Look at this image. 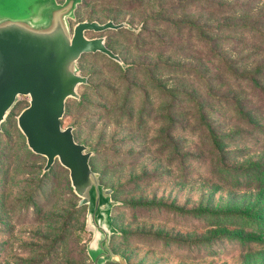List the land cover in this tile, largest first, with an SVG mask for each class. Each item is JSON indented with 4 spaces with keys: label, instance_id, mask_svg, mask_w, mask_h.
Instances as JSON below:
<instances>
[{
    "label": "rangeland",
    "instance_id": "1",
    "mask_svg": "<svg viewBox=\"0 0 264 264\" xmlns=\"http://www.w3.org/2000/svg\"><path fill=\"white\" fill-rule=\"evenodd\" d=\"M54 1L0 0V18H41ZM80 4L70 35L83 20L125 22L85 36L137 64L83 53L87 82L61 119L111 189L112 257L99 264H264V172L252 171L260 187L231 183L264 162L263 91L236 79L264 60V0ZM28 104L19 95L0 125V264H93L97 232L68 169L56 159L43 172L17 125Z\"/></svg>",
    "mask_w": 264,
    "mask_h": 264
},
{
    "label": "water",
    "instance_id": "2",
    "mask_svg": "<svg viewBox=\"0 0 264 264\" xmlns=\"http://www.w3.org/2000/svg\"><path fill=\"white\" fill-rule=\"evenodd\" d=\"M81 2L55 0L44 7L41 18H0V125L17 97L28 95L29 104L17 116V125L29 149L46 158L43 171L56 159L68 169L78 205H87V221L97 232L90 245L96 254L93 264H99L112 257L107 248L108 231L114 229L109 215L114 204L111 189L99 182L98 173L89 164L90 152L74 139L71 126L62 128L61 119L66 99L78 98L77 85L87 82L76 67L83 53L101 52L124 66L103 36L88 38L85 32L129 25L111 19L83 20L75 24L70 35L68 19L74 17Z\"/></svg>",
    "mask_w": 264,
    "mask_h": 264
},
{
    "label": "trees",
    "instance_id": "3",
    "mask_svg": "<svg viewBox=\"0 0 264 264\" xmlns=\"http://www.w3.org/2000/svg\"><path fill=\"white\" fill-rule=\"evenodd\" d=\"M83 1L84 0H82V2H81V4L78 6V8H77V10H79V7L82 5V3H83ZM76 10V11H77ZM109 20V19H108ZM111 20H113V19H111ZM114 22H116L115 20H113ZM105 22V21H104ZM119 22H121V21H119ZM177 23V22H176ZM121 29H127V28H120V29H117V30H121ZM108 30V29H107ZM111 30H113V29H111ZM106 44V43H105ZM106 46H107V44H106ZM108 47V46H107ZM108 48H110V47H108ZM111 49V48H110ZM112 50V49H111ZM113 51V50H112ZM113 52H115V51H113ZM96 53V52H95ZM99 53H101V52H99ZM115 53H117V52H115ZM103 54V53H102ZM119 56H120V58L122 59V61H123V63H124V66H122L121 64H119L118 62H116V61H114L113 59H111V58H109L107 55H105L106 57H108L110 60H112L114 63H116L117 65H119L122 69H126V68H130V67H134V66H136L137 64H134L133 62H126L125 61V59H124V57H122L119 53H117ZM262 69H264V60H261L260 62H258L257 64H255L254 65V68L253 69H251V70H247V71H243L242 72V74H240V76H238V74H236V79H241V80H251L252 82H253V85H254V87H256V88H260L262 91H263V94H264V82H262V80L259 78L260 77V75H261V73H262ZM238 111L240 112V113H242V110L240 109V107H239V109H238ZM242 115H245L244 113H242ZM246 116V115H245ZM25 137V136H24ZM214 142H216L215 144H217L218 143V141H215V139H214ZM29 148V147H28ZM34 153V152H33ZM228 153V152H227ZM36 154V153H35ZM38 155H40V154H38ZM54 164V163H53ZM89 164H90V167H91V169L93 170V168H92V165H91V163H90V160H89ZM44 167V166H43ZM50 169V168H49ZM48 169V170H49ZM47 170V171H48ZM94 171V170H93ZM245 171H250L249 173H247V172H245L244 174H243V176H242V178L241 177H239V178H233V180H232V182L231 183H233V185H235V186H240V187H250V186H253V185H255V184H257L256 186H258V187H260L261 186V181L260 180H258V182H256L255 183V181H254V178H253V173H252V171L254 172V173H262V172H264V162H260V161H252V162H250L249 164H248V167H247V169L245 168ZM43 172H46V171H43ZM99 182H100V180H99ZM104 187V186H103ZM78 201H79V199H78ZM78 206H80V205H78ZM81 206H83V205H81ZM236 212H231L230 214L229 213H226V217H227V219H228V217L229 216H232L233 214H235ZM224 214H225V212H224ZM235 215H240V216H243L244 214H240V213H238V214H235ZM244 217H246V216H244ZM222 221H226V222H222ZM220 222L221 223H223V224H226L227 223V220H225V218H223V219H220ZM233 223V222H232Z\"/></svg>",
    "mask_w": 264,
    "mask_h": 264
}]
</instances>
